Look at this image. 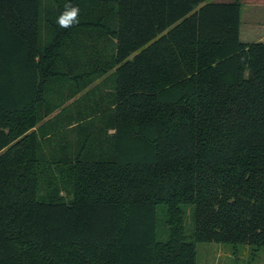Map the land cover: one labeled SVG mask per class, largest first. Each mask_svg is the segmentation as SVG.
Wrapping results in <instances>:
<instances>
[{
	"label": "trees",
	"instance_id": "obj_1",
	"mask_svg": "<svg viewBox=\"0 0 264 264\" xmlns=\"http://www.w3.org/2000/svg\"><path fill=\"white\" fill-rule=\"evenodd\" d=\"M54 3L0 0V264L264 248V43L241 41L242 0ZM79 94L74 147L45 155L39 123Z\"/></svg>",
	"mask_w": 264,
	"mask_h": 264
},
{
	"label": "rangeland",
	"instance_id": "obj_2",
	"mask_svg": "<svg viewBox=\"0 0 264 264\" xmlns=\"http://www.w3.org/2000/svg\"><path fill=\"white\" fill-rule=\"evenodd\" d=\"M56 0H42L43 13L46 14V11L55 8ZM232 0H207V2H230ZM61 3L57 2V6ZM264 14V0H242V18H241V36L240 39L242 42H255L259 37V30L257 26V21L263 19L261 16ZM44 22V21H43ZM43 39L45 42L49 40L48 34L46 31L43 32ZM89 39L96 37L94 33L87 34ZM87 37V36H86ZM87 37V38H88ZM85 36L83 37V39ZM102 79L98 82H101ZM96 82L93 87L98 86ZM81 94V93H80ZM77 95L72 101L68 103H63L62 108L55 111L50 117L44 119L39 123L40 127H44L46 133V152L45 155L57 154V151H53L59 146L66 142H70L71 147L73 148L76 140L78 139L80 133L78 132V125H82V120L84 117H77L75 115L76 107L71 108L70 105L74 100H78L82 95ZM55 102V100H54ZM84 106V105H82ZM68 109V111H66ZM50 118L49 123H46ZM57 118V119H56ZM80 118V119H79ZM97 124V123H94ZM57 132L54 137V132ZM51 140V143H50ZM63 194H66L65 192ZM164 216L162 219L161 226V238L166 239L167 235L166 230L168 226H164ZM185 226L187 231L190 233L192 230V218L190 212L186 215ZM197 247V264H264V248L255 250L252 247L248 246H235V245H224L216 243H200L196 242Z\"/></svg>",
	"mask_w": 264,
	"mask_h": 264
},
{
	"label": "clouds",
	"instance_id": "obj_3",
	"mask_svg": "<svg viewBox=\"0 0 264 264\" xmlns=\"http://www.w3.org/2000/svg\"><path fill=\"white\" fill-rule=\"evenodd\" d=\"M79 13L80 9L77 6L66 3L64 11L57 17L56 23L60 28H70L79 23Z\"/></svg>",
	"mask_w": 264,
	"mask_h": 264
},
{
	"label": "crops",
	"instance_id": "obj_4",
	"mask_svg": "<svg viewBox=\"0 0 264 264\" xmlns=\"http://www.w3.org/2000/svg\"><path fill=\"white\" fill-rule=\"evenodd\" d=\"M263 17V19H261L260 21H257V27L260 28L259 30V37L255 42H263L264 43V14L261 15ZM242 21V20H241ZM242 33H240L241 36ZM246 43H250V42H246Z\"/></svg>",
	"mask_w": 264,
	"mask_h": 264
}]
</instances>
